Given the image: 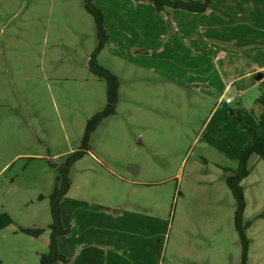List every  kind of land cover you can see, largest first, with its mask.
Returning <instances> with one entry per match:
<instances>
[{
    "label": "rangeland",
    "instance_id": "374dc122",
    "mask_svg": "<svg viewBox=\"0 0 264 264\" xmlns=\"http://www.w3.org/2000/svg\"><path fill=\"white\" fill-rule=\"evenodd\" d=\"M218 4L208 11H233ZM140 6L165 25L149 33L150 18L142 15L141 32L106 29L109 42L96 62L113 75L112 112L84 142L88 119L108 101V80L89 66L97 44L93 16L81 0H0V214L12 219L0 229V264H38L51 221L48 200L38 196L54 186L50 163L59 165L79 149L86 153L69 169L66 205L88 206L94 218H131L124 233L134 241L126 250H147L141 264H240L234 199L221 171L236 168V161L219 145L209 119L216 105L240 107L264 95V77L243 97L233 88L223 96L202 91L191 80L198 71L193 63L205 57L188 38H179L184 44L170 39L180 35L177 22L186 17L190 26L205 24L190 19L199 14L174 10L172 18L148 2ZM185 44L191 64L176 69L165 58L180 57ZM261 49L264 38L250 48L256 63L264 60ZM248 167L241 182L244 219L252 221L246 234L257 258L251 264H264V161L253 154ZM25 227L44 232L32 237L20 230Z\"/></svg>",
    "mask_w": 264,
    "mask_h": 264
},
{
    "label": "crops",
    "instance_id": "0c3cea01",
    "mask_svg": "<svg viewBox=\"0 0 264 264\" xmlns=\"http://www.w3.org/2000/svg\"><path fill=\"white\" fill-rule=\"evenodd\" d=\"M91 1L103 12V24L107 30L117 26L121 32L125 30L132 33H135L137 30V32H141L137 26L139 25L143 28L140 18L142 15L150 18L151 28L148 29L149 33H153V27L155 32L156 24H158V27L159 25H165L157 19L156 12H141L140 2L136 3L133 0ZM216 2L219 3L218 5H222L221 9L224 10L227 7L229 9L232 8L233 11L209 12L208 10L216 7ZM211 8L204 13H198V16H192L190 18L191 20H195L196 18L198 22L202 21L205 24L199 22L201 24L198 26H190L188 25V17L183 19L181 23L177 22L180 35L177 37L170 35V39L175 43L184 44L179 38L182 40L188 38L187 43L190 45L196 43V52H198V55L200 54L205 57L202 61L193 63V65H197L198 71L197 75L191 81L200 85L198 87L199 89L208 94L219 91L222 94L221 96H223V94L233 88L240 97H243L250 88L257 87L264 77V73H262L264 70V60L257 61L256 63L250 56V48H252V45L257 44L258 40H263L264 38V15H257L256 13L254 16V12L251 11L254 9H258L260 12L264 11V2L239 1V3H236L231 0H215ZM167 11H169V15L172 18L177 13L173 12L174 10L172 9H168ZM161 14L163 13L161 12ZM212 30H218L219 36L211 33ZM146 31L144 30L142 32L146 33ZM159 32L166 34V29H161ZM225 33L229 34L228 38L222 36ZM195 34L197 38H194ZM108 42L109 34L101 50L107 47ZM230 47L233 48L229 50ZM236 49L242 52V56L245 59H242V56L238 54ZM189 51L186 45L185 50L180 51V57L177 55L175 56L176 59L166 57L165 61L173 66L176 64V69L179 66L182 67V65L187 67L191 64L190 61L188 62V56L186 55ZM204 51H206L207 56H205ZM259 53L264 54V50L261 49ZM244 61L247 63L245 64ZM206 67L207 69L210 68L212 73H207V70H205ZM187 72L186 69V72H184L185 75ZM258 73H261L259 79L255 77ZM185 75L182 77L187 82L188 79L184 78ZM175 77L177 78V74ZM254 96L253 100L245 105L241 104L240 107H233L243 110V122L251 127H255L256 120L263 111L262 104L258 102L259 94ZM228 97L231 98V101L229 103L225 102V104H230L234 99L231 95ZM228 110L229 108L226 106L220 105H216L213 108L210 115L212 112V115L214 113L216 114L211 119L208 118L213 126L212 132L215 136L218 133L222 134L235 145H243L249 140V134L241 127L235 126L226 118ZM213 139L215 141L217 140L215 138ZM218 143L234 159L229 148L224 146L220 139ZM65 196L66 194L61 198L59 204L61 221L63 226L70 227V234L58 237L57 245L60 252L70 259L68 264H141L139 258L147 250L140 248L126 250V246L134 241L133 234L129 233V236H127L124 233L127 228L131 227V218H119L118 215L110 217L104 213L99 214L100 218H94L90 216L91 210L87 208L88 206H80L75 201L71 206L66 205L67 203L64 200ZM48 244L49 238L45 244V249L37 251L38 262L40 254L47 251ZM127 258H131L132 260H127ZM256 259H252L249 250L247 264L254 263ZM151 263H153L151 260L145 262V264ZM54 264L62 263L55 262Z\"/></svg>",
    "mask_w": 264,
    "mask_h": 264
},
{
    "label": "trees",
    "instance_id": "16d2710c",
    "mask_svg": "<svg viewBox=\"0 0 264 264\" xmlns=\"http://www.w3.org/2000/svg\"><path fill=\"white\" fill-rule=\"evenodd\" d=\"M85 10L90 13L95 22L97 44L95 51L93 52L89 66L99 76L108 80V97L107 104L101 113H97L88 119V123L84 130V142L87 141L89 135L93 131L98 121L112 112V97L113 90L115 88L113 75L106 69L101 67L96 62V55L103 48L107 40V30L103 26V12L93 4L91 0H82ZM135 2H148L158 12H166L168 9H179L193 13H204L210 9L212 3L215 0H133ZM238 1H262L264 0H238ZM258 102L262 104L263 111L256 120L255 127L246 125L243 122L242 113L240 108H229L226 118L230 120L235 126L241 127L249 134V140L243 145H235L229 139L218 133L217 136L221 140L222 144L229 148L231 155L236 161V168L221 167L222 179L231 192L234 199V214L233 224L237 232L241 254L240 264H247L249 254L250 239L247 237L246 230L250 227L252 221L244 219V211L246 208L245 194L241 182L246 178L250 169L248 167V160L251 155H257L264 161V95L258 98ZM86 153L85 150L79 149L73 151L68 155L64 162L59 165L51 164L55 168L57 175L55 177V184L53 189L48 194H40L39 200L46 198L49 202V209L51 215V221L48 224L50 230L49 244L46 252H43L39 256L38 264H54L60 262L62 264H68L70 259L62 254L57 245L58 237L62 235L70 234V227L63 226L61 221L60 200L68 191L70 186L69 169L75 161L80 159L82 155ZM263 214H257L256 217H262ZM12 223L11 217L6 213L0 214V229ZM20 230L31 236H39L44 229L43 228H20Z\"/></svg>",
    "mask_w": 264,
    "mask_h": 264
},
{
    "label": "water",
    "instance_id": "95a60500",
    "mask_svg": "<svg viewBox=\"0 0 264 264\" xmlns=\"http://www.w3.org/2000/svg\"><path fill=\"white\" fill-rule=\"evenodd\" d=\"M255 77L259 79L261 77V73H258ZM128 169L131 171H136V167L133 165L128 166Z\"/></svg>",
    "mask_w": 264,
    "mask_h": 264
},
{
    "label": "built area",
    "instance_id": "2783aa9c",
    "mask_svg": "<svg viewBox=\"0 0 264 264\" xmlns=\"http://www.w3.org/2000/svg\"><path fill=\"white\" fill-rule=\"evenodd\" d=\"M230 101H231L230 97L226 98V100H225L226 103H229Z\"/></svg>",
    "mask_w": 264,
    "mask_h": 264
}]
</instances>
